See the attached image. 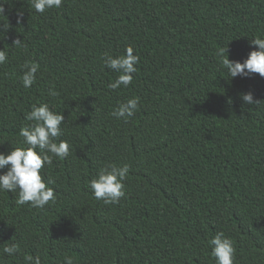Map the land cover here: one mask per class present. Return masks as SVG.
<instances>
[{
    "label": "trees",
    "instance_id": "16d2710c",
    "mask_svg": "<svg viewBox=\"0 0 264 264\" xmlns=\"http://www.w3.org/2000/svg\"><path fill=\"white\" fill-rule=\"evenodd\" d=\"M3 9L0 152L28 147L19 133L42 103L64 115L55 142L70 152L41 169L54 202L19 205V190L0 191V264H216L209 241L219 232L234 264H264V77L230 78L217 57L224 47L243 62L257 49L264 0H62L44 13L4 0ZM129 46L133 81L110 89L118 73L103 59ZM26 62L39 65L30 88ZM247 92L259 102L244 103ZM136 97L132 117L112 114ZM125 164V196L97 200L89 181ZM13 243L20 251L3 253Z\"/></svg>",
    "mask_w": 264,
    "mask_h": 264
},
{
    "label": "clouds",
    "instance_id": "9594fccd",
    "mask_svg": "<svg viewBox=\"0 0 264 264\" xmlns=\"http://www.w3.org/2000/svg\"><path fill=\"white\" fill-rule=\"evenodd\" d=\"M3 2L4 0H0V14L4 13ZM30 4L36 12L44 13L48 9L60 8L62 0H30ZM21 18L22 13H18L17 23H20ZM3 27L6 30L9 27L8 23H4ZM13 44L21 46V40L17 39ZM251 44L257 46V49L251 51L243 62L229 60L227 48L221 47L217 50L220 64L227 69L230 78L247 77L254 73L264 77V38L255 37L251 39ZM7 59L6 51L0 49V64H4ZM138 63L139 56L133 54L131 46L126 49L125 55L113 57L106 54L103 59L104 66L118 73L117 78L108 84V88L115 90L121 86L128 87L133 81V73L137 71ZM22 69L23 87L30 88L36 81L39 65L35 62H26L22 65ZM49 95L56 96L58 92L53 87L49 90ZM241 99L249 105L259 102L254 100L251 92L242 93ZM138 101V97L128 99L121 103L112 114L126 120L138 110ZM25 119L33 123L22 127L19 135L23 137V143L28 147L13 148L7 154L0 152V169L7 167L6 172L0 173V191L15 193L19 190L17 204L30 203L34 208H43L56 200V194L53 188L48 187L42 179L41 169L45 164L52 163L53 156L63 159L68 157L70 152V146L66 141L55 142L63 134L61 125L65 117L62 113L50 110L48 104L42 103L39 106L33 105L31 111L26 113ZM129 171L127 164L122 167L113 165L102 168L97 176L89 181V187L95 198L102 200L105 204L118 203L125 196L123 181ZM209 243L212 246V256L216 264H234L233 242L223 232L217 233ZM19 251L18 243L6 245L3 248V253L9 256ZM27 259L30 264H40L39 257L29 256ZM64 264H73V258L66 256Z\"/></svg>",
    "mask_w": 264,
    "mask_h": 264
}]
</instances>
